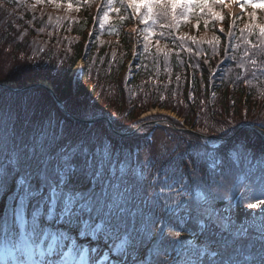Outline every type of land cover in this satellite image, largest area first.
Wrapping results in <instances>:
<instances>
[{
	"label": "trees",
	"instance_id": "trees-1",
	"mask_svg": "<svg viewBox=\"0 0 264 264\" xmlns=\"http://www.w3.org/2000/svg\"><path fill=\"white\" fill-rule=\"evenodd\" d=\"M145 2L0 0V72L5 69L0 74V83L26 87L40 81L52 82L56 85L55 94L63 103L71 100L82 105L88 100V106L100 113L96 117L108 118L114 129L119 127L116 119L124 126H136L141 116L160 109L181 119L173 120L176 127H188L210 137H230L217 131L221 126L230 131L233 127L251 125L264 131V35L261 34L264 9L248 13L246 7L247 15L232 19L224 12L223 4L213 0H153L161 6L154 7L151 15L146 8L131 7L133 3ZM173 2L175 9L171 7ZM105 12L109 13L107 22L103 20ZM135 24L139 27L141 55L129 73L126 65L131 60L133 38L126 29ZM80 61L85 62V70L74 72ZM39 90L38 104L29 106L25 101L21 108L16 107L17 119L7 103L9 99L0 100V111L6 112V121L13 122L6 134L11 140L19 138L32 114L31 121L55 114L66 125L65 116L57 111L52 96ZM22 118L26 119L21 121L16 133L14 124ZM157 119L161 116L148 121ZM68 124L67 127L82 135L90 131L104 143L110 138L117 155L133 149L134 164L138 152V166L142 167L150 190L152 185L157 191L163 189L162 201L171 197L188 204L197 185L203 191L211 184L210 178L215 179L220 186L213 184V191L221 199L213 203L222 218H225L222 211L233 212L244 174L252 169L250 159L264 155V141L249 129L245 137L225 142L204 141L171 128H153L169 137L171 142L167 145L175 148V152L150 160V148L159 145L156 140L148 141L146 136L132 139L116 136L105 122L87 125L69 119ZM247 150L253 152L246 153ZM179 153L185 156L177 170L175 164L166 160ZM243 155L247 163L242 161ZM0 164L7 166L8 159H0ZM225 178L229 181L236 178L237 185L226 183ZM14 195L15 185L9 181L7 189L0 191V209L6 200L13 205ZM158 218L168 226L165 231H181L191 219L187 214L181 219L163 212ZM228 224L217 226L218 239L230 235L225 228L236 229L234 223ZM257 238L258 234L250 233V240ZM206 239L201 235L193 245H202ZM176 247L180 249L181 244ZM259 249V243L255 248L242 244L237 255L246 264H260ZM145 254L153 255L147 242Z\"/></svg>",
	"mask_w": 264,
	"mask_h": 264
},
{
	"label": "snow or ice",
	"instance_id": "snow-or-ice-1",
	"mask_svg": "<svg viewBox=\"0 0 264 264\" xmlns=\"http://www.w3.org/2000/svg\"><path fill=\"white\" fill-rule=\"evenodd\" d=\"M160 6L153 0H146L143 5H131L134 9L146 8L149 15L154 7ZM248 6H251V0ZM68 7L71 8L72 4L69 3ZM171 7L175 9L176 4L173 2ZM103 20H109L108 12L104 13ZM261 34L264 35V28H261ZM73 75L78 77L79 73ZM55 87L54 83L49 82L43 86V90ZM13 97L26 98L29 106L38 104L41 99L38 88L9 92L0 85V100ZM57 111H65L69 116L88 121L94 120V116L87 111L76 112L71 100L58 106ZM8 115L10 119V113ZM144 123L141 120L136 126H124L116 119L119 127L114 129V134L127 139L139 138L144 131ZM217 131L223 132L224 136L245 137L247 134L243 127H233L229 131L221 126ZM3 133L4 115L0 113V159H8L7 166L0 164V191L7 189L9 181L15 185L12 220L6 221L4 226L6 235L12 233L17 224L27 228L24 216L34 204L32 235L40 228L42 219L47 218L60 220L69 226V231L74 227L81 237L97 241L120 240L121 243L113 244L109 249V258L115 264H128L129 260L133 264H169V261L172 264H246L237 255L239 246L248 244L255 248L256 243L260 245V264H264V213L254 218L250 226L225 228V232H230L228 238H217V226L230 222L221 217L213 203L221 199L213 191L215 179L210 178L211 184L203 191L197 185L195 195L188 204L171 197L162 201L163 189L157 191L156 186L152 185L150 190L143 169L138 166L139 153H135L137 163H132L134 150L128 149L126 153L122 151L117 155L110 138L104 143L90 131L82 135L75 129L62 126L52 115L46 119L28 121L19 138L12 139L10 144L6 143ZM169 151L175 152V148L167 144L153 145L149 159L163 158ZM184 156L185 153H179L167 159L166 163L175 164L179 170ZM225 182L233 187L237 185L236 178L230 181L225 178ZM219 186L216 184L217 188ZM240 186L244 189L250 209H264V199H261L264 197V169L245 173ZM161 212L172 217L180 216L181 219L183 214H187L195 221L200 234L206 236V243L193 245L186 237V242L182 243L181 231H165L168 226L158 218ZM252 230L258 233L256 241L250 240ZM168 237L176 239L169 240ZM66 238V233L58 234L47 250L42 245H36L30 249V253L42 256L46 251L56 254L60 249L63 256L64 247H69L61 244ZM146 242L153 251V255L147 259L143 256ZM177 244H181L180 249H177ZM17 251L23 253L24 247H18Z\"/></svg>",
	"mask_w": 264,
	"mask_h": 264
},
{
	"label": "rangeland",
	"instance_id": "rangeland-1",
	"mask_svg": "<svg viewBox=\"0 0 264 264\" xmlns=\"http://www.w3.org/2000/svg\"><path fill=\"white\" fill-rule=\"evenodd\" d=\"M231 1H234V2H231L230 4L235 3V5H239V0H231ZM246 2H249V0H247ZM251 3L264 4V0H251ZM232 5H234V4H232ZM236 7L238 8V6H236ZM259 9L262 10L263 8H259ZM259 9H256V10H259ZM132 31L133 30H130L128 32L131 33ZM132 48L134 49V46ZM263 48H264V41H263ZM140 55L141 54L140 53H137V51L132 52V56H137V58ZM130 65L131 64L126 65V70L129 73H131V70H132ZM84 67H85V65L84 64H81L76 71H81L82 69H84ZM8 68L11 69L9 66L7 67V69ZM4 72H5V69L3 67L2 68V71L0 72V74H3ZM48 83L49 82L40 81L37 84L46 85ZM5 84H8L9 86H12L13 89H15V88L24 89V88H26L29 85L28 84L26 87H20V86H16L14 83H5ZM41 90H43V89H41ZM45 91H47V90H45ZM25 101H27V100L24 97H19L15 101L7 100V103L11 106V108H12L11 111H12L13 115H15L16 119H17V114H18L16 107L21 108L22 105H23V102L25 103ZM72 104H73L76 112H84V111H87L90 115L94 116V120L97 119V118H99V117H101V116L96 117L100 113H97V110H92V108L90 106H88V105H90L88 103V100H87V103L86 104H83V103H82V105L81 104H76V103H72ZM61 112L65 116L64 119L67 122L66 123V126H68L70 124V123L68 124L69 118L66 116V114L63 111H61ZM0 113H2L4 115V133L3 134H4V137H5V140H6L7 143H11L10 142L11 138H9V135H6V134L8 132V125L9 124L10 125H13V122L12 123L11 122L9 123L8 121H6L7 120V118H6V112L0 111ZM28 115L29 114H27V117H28ZM33 115L34 114L31 115L29 121L32 120ZM156 115L161 116V119L148 121L149 119L154 118ZM52 116H53L54 119L58 120L62 126H64L63 121L61 119H59V118L57 119L56 116H55V114H53ZM77 118H79V117H77ZM25 119L22 118V119L18 120V122H19L18 124H16V125L14 124L15 131H16V129L19 131L20 126L22 125L21 121H23ZM82 120H84V119H82ZM140 120H143L145 122L144 125H143L144 131H143V133H141L140 136H146L147 139H148V141H151V138H150L149 134H152L151 135V137L153 138L152 140H154V141L156 140L155 142L158 143L159 145H161V144H169L171 141H169L167 139L169 137H167V135L165 133H163L161 131L155 132V130H153V128H159V127H157V125H153V123H161L159 125V126L162 127V128H159L160 130L163 129V128H166L168 126L169 128H172L173 130H175L177 132L183 133L180 130H187V131H185V133L186 134H191L190 133L191 132L190 131L191 129L188 128V127H181V128L178 127V128H175L176 124H174L175 123L174 121L180 122L181 119H179V117H177V115H175L174 113H171V112L166 111V110H160V109L151 110L149 113L144 114L143 116H141L140 117ZM10 128H11V126H10ZM246 129H249V128L246 127L245 130ZM249 130L253 131L255 134H257V136L259 135V136L263 137V139H264V132H262L260 129L252 128V129H249ZM188 131H190V132H188ZM16 133H17V131H16ZM203 136H206V135H203ZM167 141H169V142H167ZM208 141H211V139L208 140ZM210 144L211 145H214V144H212V142H210ZM249 152H253V151L248 150L247 153H249ZM259 159H261V158H259ZM133 160H137V157L133 158ZM261 169H264V158L261 159V161L258 163L257 168H256L255 171L256 172H259ZM252 202H255V201H252ZM247 205H248V200L245 198L244 191H243L241 193V195L239 196L238 200H237V205H236L235 212H232V211H229V212L228 211H222V214L225 216V220L234 223L236 228H239L241 226H250L253 223L254 218H258L261 215V213H264V209H263L262 212H261V209H251L250 210V208ZM221 226L222 227H226V226H229V224L228 223H225V224H222ZM75 231H76V229L74 228V233L76 234ZM199 233H200L199 230L195 226V221L192 220V221H190V223H189L188 226L184 227V230L182 232L181 241L183 243H185L186 241L184 240V238L186 237L187 240H191L193 242L194 238ZM252 233L258 234L255 230H252ZM79 237H81V236H79ZM100 241H101V243H105L104 246L107 249H110L111 248V244H112V241L113 240L103 239V240H100ZM85 242H87V241H85ZM85 242L82 240V243H85ZM89 242L91 243L92 242V239H91V241L89 240ZM19 245L25 246L24 243H21ZM25 248L27 250V252H26V254H27L26 259H29L30 253H29V251L27 249V246ZM77 253H78V251H76V249H74V248H72L71 250L67 249V253H65V255L62 256V258H61V260H60V262L58 264H84L82 259H78V261L75 262V259L77 258ZM51 255H52V253H50V252L49 253H46L45 255H42V256L39 255L38 263L40 261H42L43 260V257H44V259L46 261L49 258V263L50 264H53V259H52ZM103 260L104 259H95L93 261V263L94 264H110V263L114 262L113 260H111L109 258V256L106 258V260L104 262H103ZM128 264H133L132 260H129L128 261Z\"/></svg>",
	"mask_w": 264,
	"mask_h": 264
},
{
	"label": "water",
	"instance_id": "water-1",
	"mask_svg": "<svg viewBox=\"0 0 264 264\" xmlns=\"http://www.w3.org/2000/svg\"><path fill=\"white\" fill-rule=\"evenodd\" d=\"M5 86V85H4ZM43 86L44 85H41V84H38V85H33V86H31V87H29V88H26L25 90H27V89H30V88H40V89H43ZM13 90V89H12ZM25 90H20V91H25ZM15 91V90H14ZM48 92H50L51 94H52V96L54 97V100L56 101V103L59 105V106H62V103L60 102V100L57 98V96L55 95V93L53 92V90L52 89H48L47 90ZM98 120H94V121H89L90 123H96ZM155 124H159V123H155ZM109 125H110V123H109ZM111 127V126H110ZM180 131H183V132H185V131H187V130H180ZM188 132H190V131H188ZM190 133H192V132H190ZM195 134V133H194ZM195 135H197L198 137H201V138H207V137H204V136H201V135H199V134H195Z\"/></svg>",
	"mask_w": 264,
	"mask_h": 264
},
{
	"label": "bare ground",
	"instance_id": "bare-ground-1",
	"mask_svg": "<svg viewBox=\"0 0 264 264\" xmlns=\"http://www.w3.org/2000/svg\"><path fill=\"white\" fill-rule=\"evenodd\" d=\"M257 196H259V194H256ZM261 199H264V197H261ZM253 201H255V200H253ZM255 202H257V201H255ZM251 210V209H250ZM263 211V209H261V212ZM246 212V211H245ZM242 219V218H241Z\"/></svg>",
	"mask_w": 264,
	"mask_h": 264
}]
</instances>
